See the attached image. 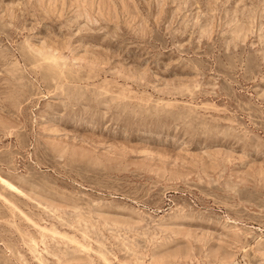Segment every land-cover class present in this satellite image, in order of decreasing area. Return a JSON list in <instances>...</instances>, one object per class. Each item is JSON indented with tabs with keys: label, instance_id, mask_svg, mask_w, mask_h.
<instances>
[{
	"label": "rangeland",
	"instance_id": "obj_1",
	"mask_svg": "<svg viewBox=\"0 0 264 264\" xmlns=\"http://www.w3.org/2000/svg\"><path fill=\"white\" fill-rule=\"evenodd\" d=\"M0 264H264V0H0Z\"/></svg>",
	"mask_w": 264,
	"mask_h": 264
}]
</instances>
